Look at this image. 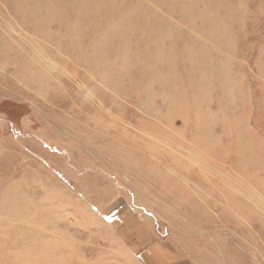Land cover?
<instances>
[{"label":"rangeland","instance_id":"1","mask_svg":"<svg viewBox=\"0 0 264 264\" xmlns=\"http://www.w3.org/2000/svg\"><path fill=\"white\" fill-rule=\"evenodd\" d=\"M13 1L0 0V11ZM120 1L124 4L119 11ZM178 1L27 0V11L33 18L37 8V16L48 23V44L64 41L65 47L64 33L72 34L78 25L75 31L80 33L74 44L80 48L84 43L88 50H97L103 32L117 26L123 14L122 30L114 35L113 44H122V48H113V56H95L96 64L82 50L79 61L82 64L88 60L92 74L105 70L104 80H126L134 86L140 82L125 72L128 58L139 53L143 56L145 49L154 50L151 39L159 33L183 35L185 45L193 49V59L207 56L202 43H206V37H201L205 40L201 42L187 27L193 21L200 24V12L210 9L208 0ZM259 1L242 0L245 13L237 2L229 1L220 8L236 22L243 19V27L232 37L234 47L224 52L232 57V75L216 69L212 72L211 66L193 74L194 68L185 66L178 77L188 84L186 78L191 75L198 87L209 89L199 102L203 116L194 107L197 101L188 95L184 111L177 109L167 116L166 110H161L160 121L150 122L149 116L138 112L134 105L135 92L110 97L105 90L94 87L96 95L108 99L96 96L86 101L95 111L103 112L98 111L103 119L93 124L81 120V126L65 127L63 115L56 111H62L64 108L59 106L63 104L44 98L51 103L43 102L54 110L46 111L41 99L20 91V80L14 82L16 87L0 83L19 93L0 90V249L7 250L5 246L14 239L29 240L36 251L24 254L21 248L11 257L21 260L32 255L36 262L45 264H264V5ZM189 6L191 9L181 15L182 21L166 12L170 7L177 10ZM113 8L118 11L111 12ZM77 10L87 14L85 21ZM22 16L13 11L12 17L19 24ZM92 25V32L86 31ZM36 27L37 43H45ZM207 32L205 29L200 34L206 36ZM141 37L142 43L137 44ZM218 44L216 53L220 51ZM14 46L23 48L25 52L20 54L29 58L28 48ZM222 59L225 61L224 56ZM11 64L5 66L9 74L14 66ZM30 64L33 68L34 63ZM168 65L159 66L163 71L159 84L170 79ZM138 66L146 70L149 59L140 60ZM85 74L79 65L70 81L71 92L66 93L78 94ZM145 74L150 80L151 76ZM224 75L232 76L231 80H225ZM166 87L154 90V100L159 99L162 106L163 101L172 102L174 109L175 91L167 95L172 88ZM159 90H164L165 98H160ZM58 94L62 95L58 91L55 97ZM76 102L82 108L89 107L80 98ZM119 106L123 110L114 111ZM95 111L85 113L95 115ZM163 120L168 127L160 129L158 124ZM197 120L208 123V134L198 139L189 133H176L182 128L188 132ZM110 122L117 127L110 128ZM149 132L171 137L178 145L181 138L175 132L187 148L192 144L197 148L193 140L201 143L203 155L208 157L203 163L206 167L197 164L196 160L201 161L197 157L158 143ZM240 147L247 153L238 157ZM167 151L188 166L187 174L174 167ZM249 156H253L251 160ZM217 162L221 163L219 168L214 166ZM20 262L17 264H33L29 260Z\"/></svg>","mask_w":264,"mask_h":264},{"label":"bare ground","instance_id":"2","mask_svg":"<svg viewBox=\"0 0 264 264\" xmlns=\"http://www.w3.org/2000/svg\"><path fill=\"white\" fill-rule=\"evenodd\" d=\"M194 1L195 0H193V2ZM229 1L231 3L237 2L240 10H243L244 11L243 13H245L244 7L240 5L242 3V0H208V6L210 7V9L207 10L208 9L207 7L205 10L200 12L202 14V16L198 17V19L199 18L201 19L200 24L197 21H193L191 25H188V27L185 26L187 28H192L191 35L195 34L196 37L200 41L202 39L201 37H206L208 43L207 41L206 43L202 42V41H205L204 38L201 42L204 44V47L208 52L207 56L205 55V57L200 60L193 59L191 57V52H193L192 51L193 49L190 46L188 47L185 45L183 37H182L183 35L180 37V36L171 35L167 32L159 33V35L154 37L155 39L154 38L151 39V46L155 47L154 50L150 51V50L145 49V54L143 56H141L139 53V55L135 58L134 56L128 58V63H127V66L125 67V72L127 74L129 73V76H130V77L128 76L129 78H132L133 80H137L138 82H140L137 85L129 86L128 85L129 83H127L126 80H104L106 76L105 70H103L102 72H99V74H92L91 65L89 61L84 60L85 63L82 62V64L79 61L80 59L79 55H81L80 52L82 50H84L85 53L87 52V57L91 59L92 62H94L93 58L95 56L100 55V54L113 56L110 54V51L113 48H118V49L122 48V44L115 46V47H113V44L116 41L114 39L115 37L114 35H117L122 30L121 21L124 18L123 14L121 15L120 23L118 22L117 26H109L108 30L103 32L101 37L99 36L100 44H97V48H96L97 50H94L93 48L88 50V47H85L84 43H82L80 48H78V46L74 44L75 38L80 33L77 30L75 31L78 25H76L75 28L72 26V29L74 28V32L72 34L66 33L68 31H66L65 33L63 32L64 38H65L64 40L66 41L65 47H63L62 45L64 41L63 42L56 41L55 43L52 42V43H49L51 46H47L49 45L48 44L49 35H48V29H47L48 23H45L44 19L40 20V18L37 16L38 14L37 8H35L36 11L33 10L34 17L33 18L30 17L28 13L29 11H27V6H28L27 0H14L13 2H10L8 4L9 6L6 7L5 11H0V83L1 84L6 83L9 86L16 87L18 85H16L14 82L16 80H20V82L22 83V87L21 88L19 87V88H20V91L24 93L25 95H29L30 97H33L34 99H41L42 102L45 101V102L51 103L49 101L43 100L44 98H47V99H52L54 102L56 100L57 103L63 104L59 107L64 108V109L62 111H59L57 109L56 111L58 115H63L62 116L63 120L61 121H62V125L65 127H69L73 125L75 126L76 124L77 126L78 125L81 126L82 125L81 123L83 122V120H88L90 123L92 122L93 124L94 123L93 121H99L100 119L101 120L103 119L100 114L103 112L101 110H98L100 113L97 110L96 112L95 109L92 108L90 102L86 101V98L95 99V97L98 96L94 92V87L95 89L97 88L98 90H101V89L105 90L106 92L109 93L110 97L114 96L113 94H120V93L127 94V92H130V93L135 92L136 94L134 98V105L137 107L138 112L145 113L149 116L150 122H153L155 120L158 122L160 121V115L162 112L161 110L168 111V113L165 111L167 116H170L177 109L178 110L183 109L184 111L185 105H186L185 101L187 100L186 98L188 97V95H191V97L197 101V103L194 102V107L197 109V112H199L198 113L199 116H203L199 102L201 101L202 96L209 94V89L207 87L204 88V86L198 87L195 84V81L193 80V77L191 75L190 76L188 75V77L186 78V80L190 81V83L188 84L182 83V80H179L178 77L180 76L182 69L186 68L185 66L193 67L194 68L193 74H195L196 72L198 74L205 67H209V66H211L209 68L212 70V72H214L215 69L218 72L222 71L225 74H229L231 72L232 63L230 60L232 59V57L225 54L224 52L229 53V50L234 47V44L232 43V37L235 34L234 33L235 31L240 30L243 19L238 18L236 22L232 20L231 16L228 13H222L220 9L221 6L223 4L228 3ZM259 2L261 6L264 5V0H260ZM84 3L86 5L91 6V4L88 3L87 1ZM164 3H167V2H164ZM123 4L124 3L122 1L118 5V7L121 6L118 8L119 11L122 9ZM191 5L194 6L193 4ZM191 7L190 6L182 7L177 10H174L173 8L170 7L168 10H166V12L169 15L174 14L177 18L181 20V15L184 16L186 14V11L190 10ZM115 9L116 8H113L110 11L112 12ZM164 9H166V7ZM14 10L18 11L21 15H23L20 24L12 17ZM80 10H77V14L82 12L81 15H83V19H82V22H83L87 19V14ZM60 18L63 19L62 17ZM34 25H36L37 27L39 26L40 28L39 34L46 40L45 43L43 41H40L41 43H37L36 35H35L36 30L33 29ZM154 25L155 24L153 23L151 26L153 27ZM181 26L182 25H180V27ZM67 29H70V27L68 26ZM92 29H93V25L91 26L90 30H86V31H91ZM205 29L209 31V33L207 32L208 34L206 36L200 34L202 33V30L204 32ZM169 32L171 33V31ZM139 35L142 36L141 33ZM143 38L144 37L137 39L136 43L141 44ZM218 43H220V51L218 52H221V54H218L220 55L219 57L216 56V54L218 53V52L216 53V51L219 48ZM14 44H19V45L21 44L24 47L28 48L30 52L28 57L30 59L23 57L20 54V52L23 54V52H25L24 49L23 48L18 49L17 46H14ZM207 44L209 46H207ZM166 46H169L168 49H165ZM45 47H47V50H45ZM233 52H234V49H233ZM50 53L52 55H50ZM186 56L188 57V59H186ZM222 56L225 57V61H223ZM133 58H134V61H133ZM146 58L149 59V67L145 70V69L140 68L138 66V63L140 60H144ZM30 62L34 63L35 66L32 64L33 68H31ZM94 63L96 64L97 62H94ZM165 63L169 64L168 74L170 76V79L163 80L164 82L159 84L158 80H160V74L163 72V71H159V66ZM9 64L14 65L11 71L12 74H9L10 72L7 70L8 68L7 69L5 68V66ZM79 65H81L83 71L86 72V74L82 77L83 87L80 89L78 93L79 95L74 93L75 91L72 93H66V92H71V87H72L71 84L73 83L70 81L73 80V75L75 76L76 70L78 71ZM133 67H137L136 70L134 72L129 71ZM154 67L158 68V70L153 71ZM98 69H101V67H98ZM139 69L141 71H139ZM145 71L147 72L148 75L151 76L150 80H146ZM231 75H232V72H231ZM65 76H70L71 77L69 78L70 80H67ZM94 76H99V77L97 79V77H94ZM223 78L225 80H231L232 76L224 75ZM91 79H95V80H91ZM205 80H210V78L205 77ZM177 82L178 84L176 86ZM86 85H90V87H86ZM159 86H164V87L169 86L170 88H172L167 91V95L168 94L170 95L175 91L176 100L174 103V109L172 108V102L163 101V106H162L160 104L159 99L157 101L154 100V97H155L154 90L157 89ZM0 90H3V92H7L11 94H19V93H16L15 90L12 89V91H10V89H8L7 87L5 88L3 86H0ZM58 91L62 95L58 94V96L55 97ZM158 93L159 95L161 94L160 96L161 99L165 98L164 90H159ZM98 97L102 99L103 98L108 99L107 97H103V96H98ZM79 98L83 100V102L89 103L88 105L89 107L86 106L82 108L80 104H77L76 101ZM44 105H45V108L43 107V109H45L46 111H54L50 109V107L47 104L44 103ZM85 109L90 110V111H95L96 114L95 115L93 114L94 115L93 116L91 113H85L86 112ZM120 109L122 108H120L119 106V107H116L114 111L118 112L120 111ZM69 114L76 116L77 120L75 121V118H70ZM121 116L122 115H120V117ZM180 119L183 120V118H180ZM165 120H163L161 123L158 124L160 129L161 127H168V124ZM203 121L204 120H199V121L197 120L196 121L197 123L194 125L193 128L187 129L188 132L183 131L185 128H182V129H178V132L176 133H182V136H184V134L189 133L191 134V136L193 135L199 139V137H203L204 135L209 133L208 123L203 122ZM109 126L110 128H113V127H117V124L113 125L110 122ZM183 127H185L184 120H183ZM172 133L175 136H178L181 138L178 145L174 143L171 137L164 138L161 135L154 134V133H150V135L156 138V140L159 141L158 143H161L167 146V148H168V145H170L171 147L175 148L173 149L174 151L179 150L182 154H185V156H187L188 154H191V156L197 157L199 160H201V161L196 160L197 164H200L202 167H206L203 163L205 160H207L206 158L208 157L207 155H205L206 157H204L203 155L204 146L201 143L198 144L197 141L193 140L192 142L197 145V148L194 147L195 145L193 146V144L192 145L190 144L191 147L187 148L181 144V141H183V138L177 135L175 132H172ZM215 142H217V140ZM220 151L221 153L225 152L223 150H220ZM220 151H217V152L220 153ZM237 151H238V157L240 155L243 156L247 153V150H243V148L241 147L238 148ZM167 153L168 154H166V156L173 162L174 167L182 174H187L188 166L182 165L178 161V158L175 157L173 154L169 153V151H167ZM251 157L253 156H249V160H251ZM236 159H237V156H236ZM128 160L130 164H132L130 157H128ZM243 162L244 160L241 161V163ZM220 164H218L217 162L214 166H217L219 168ZM204 171L206 172L205 169ZM25 232L26 234L27 233L30 234V230H26ZM28 242L30 241L27 240L26 242H24L20 239H14L12 240V244L10 246L8 245L5 246V247H9L7 250L4 251L0 249V256H1L0 264H17V261H21L20 263H23L24 261H27V260L31 261L33 264H45L43 261L36 262L37 260L36 256H32V255H30L31 257L26 255V257H24L21 260H16L14 257H11L12 252H14L15 250H19V249L21 250V248H22V252L25 251L24 254L26 252L27 254H29V253H33V251H36L34 243L31 244V242L30 243Z\"/></svg>","mask_w":264,"mask_h":264}]
</instances>
